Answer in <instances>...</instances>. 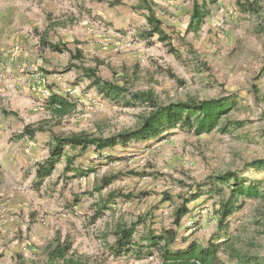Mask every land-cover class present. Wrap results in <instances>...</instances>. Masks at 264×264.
Instances as JSON below:
<instances>
[{
    "label": "rangeland",
    "instance_id": "1",
    "mask_svg": "<svg viewBox=\"0 0 264 264\" xmlns=\"http://www.w3.org/2000/svg\"><path fill=\"white\" fill-rule=\"evenodd\" d=\"M195 1L0 0V264H46L59 244L76 264H160L159 248L192 242L219 246L222 264H264V167L250 166L264 159V0L207 2L192 28ZM96 79L123 92L108 96ZM137 93L233 105L202 134L178 127L103 150L65 147L38 178L55 137L137 128L149 111L131 102ZM226 173L260 196L221 223L234 182H209ZM121 228L134 235L119 254Z\"/></svg>",
    "mask_w": 264,
    "mask_h": 264
},
{
    "label": "trees",
    "instance_id": "2",
    "mask_svg": "<svg viewBox=\"0 0 264 264\" xmlns=\"http://www.w3.org/2000/svg\"><path fill=\"white\" fill-rule=\"evenodd\" d=\"M197 1V0H196ZM195 1V7L191 17L192 28H199L205 17L209 14L207 2L213 3L214 0H204L202 4ZM151 23H155V28H160V22L153 16L150 18ZM54 49L58 50L56 46ZM94 83L100 84V89L106 95L112 94L120 95L123 89L112 85L108 82H100L94 80ZM131 102H145L149 105V111L141 117L140 123L137 128L124 131L114 137L107 139H89L83 136L71 137H55L50 148V155L48 159L39 167L38 178L44 179L50 176L55 169L56 164L63 156L65 147L82 148L86 149L95 145L97 149L103 150L106 148L114 147L117 144H128L132 141H144L161 137L164 133L175 128H183L193 130L196 134H202L215 129L220 121V118L225 114L233 105L231 98L196 101L189 99L183 102L159 104L154 100L151 93H137L132 94L130 97ZM55 104L63 106L64 102L53 99ZM61 109V108H60ZM250 166L258 168L264 167V159L254 161ZM233 180L234 185L231 190V196L221 207V223L226 220L235 210L243 206L242 199H255L260 196V189L254 183H243L237 178L235 173H226L222 176L216 177L213 181L209 182L211 191H219L220 186ZM206 184H202L199 190H203ZM209 191V192H211ZM203 192L199 191L197 195ZM197 197L196 195L194 196ZM238 201V202H236ZM187 208L183 207L176 215L175 223L179 225L183 216L186 215ZM134 231L132 228H121L117 233L116 250L117 253H128L131 251ZM153 240V239H152ZM155 246L158 247L159 242L154 241ZM218 247L216 244L210 243L208 246H200L196 242H192L185 250L170 251L168 247L160 249V264H222L218 257ZM70 250L69 245H58L49 253V260L46 264H58L62 260L64 264H76L79 260L66 258ZM83 264H105L101 260H95L92 263Z\"/></svg>",
    "mask_w": 264,
    "mask_h": 264
},
{
    "label": "crops",
    "instance_id": "3",
    "mask_svg": "<svg viewBox=\"0 0 264 264\" xmlns=\"http://www.w3.org/2000/svg\"><path fill=\"white\" fill-rule=\"evenodd\" d=\"M50 150V149H49ZM43 164V163H42Z\"/></svg>",
    "mask_w": 264,
    "mask_h": 264
}]
</instances>
